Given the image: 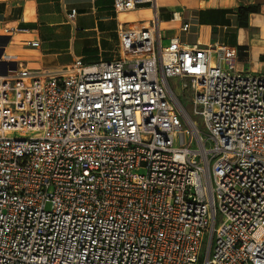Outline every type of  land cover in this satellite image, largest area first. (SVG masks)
I'll return each mask as SVG.
<instances>
[{"label":"built area","instance_id":"2783aa9c","mask_svg":"<svg viewBox=\"0 0 264 264\" xmlns=\"http://www.w3.org/2000/svg\"><path fill=\"white\" fill-rule=\"evenodd\" d=\"M142 5L116 59L0 76V264H264V74L112 2Z\"/></svg>","mask_w":264,"mask_h":264},{"label":"crops","instance_id":"0c3cea01","mask_svg":"<svg viewBox=\"0 0 264 264\" xmlns=\"http://www.w3.org/2000/svg\"><path fill=\"white\" fill-rule=\"evenodd\" d=\"M113 0H0V26L29 32L0 36V76L18 64L43 73L81 58L90 64L118 57V29L152 19L148 5L116 12ZM163 40L185 45L226 44L236 49L235 67L264 74V0H155ZM71 10L75 15L70 18ZM173 14L177 18H173ZM188 22L187 31L181 25ZM38 39V46L27 41Z\"/></svg>","mask_w":264,"mask_h":264},{"label":"rangeland","instance_id":"374dc122","mask_svg":"<svg viewBox=\"0 0 264 264\" xmlns=\"http://www.w3.org/2000/svg\"><path fill=\"white\" fill-rule=\"evenodd\" d=\"M166 42H167V40L164 39V40H163V43H166ZM186 93H187V92L182 93V95H181V100H182V103H183V104L186 106V108L188 109V108H189V107H188V104H189V98H188V96H187ZM192 116H193L194 120L196 121L198 128H199L200 130H202L203 127H202L201 118H200L199 116H197V115H192ZM177 140H178V144H184V143L188 140V132H187V128H186V127H184L183 131H181V132L178 134V136H177ZM201 260H202V257H199V258H198V261H197L196 264H200Z\"/></svg>","mask_w":264,"mask_h":264}]
</instances>
